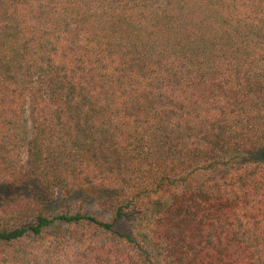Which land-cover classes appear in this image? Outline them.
<instances>
[{
  "label": "trees",
  "instance_id": "obj_1",
  "mask_svg": "<svg viewBox=\"0 0 264 264\" xmlns=\"http://www.w3.org/2000/svg\"><path fill=\"white\" fill-rule=\"evenodd\" d=\"M0 264H264V0H0Z\"/></svg>",
  "mask_w": 264,
  "mask_h": 264
},
{
  "label": "rangeland",
  "instance_id": "obj_2",
  "mask_svg": "<svg viewBox=\"0 0 264 264\" xmlns=\"http://www.w3.org/2000/svg\"><path fill=\"white\" fill-rule=\"evenodd\" d=\"M96 214V213H95Z\"/></svg>",
  "mask_w": 264,
  "mask_h": 264
}]
</instances>
